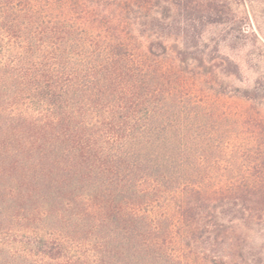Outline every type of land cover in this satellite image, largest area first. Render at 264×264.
Masks as SVG:
<instances>
[{"label":"trees","instance_id":"16d2710c","mask_svg":"<svg viewBox=\"0 0 264 264\" xmlns=\"http://www.w3.org/2000/svg\"><path fill=\"white\" fill-rule=\"evenodd\" d=\"M180 6L0 0V264H264V153L216 173L264 151L259 89L179 96L209 83Z\"/></svg>","mask_w":264,"mask_h":264},{"label":"rangeland","instance_id":"374dc122","mask_svg":"<svg viewBox=\"0 0 264 264\" xmlns=\"http://www.w3.org/2000/svg\"><path fill=\"white\" fill-rule=\"evenodd\" d=\"M180 2L178 19L183 22L181 27L188 29L191 37H194L190 45H193L199 51V56L209 63L207 66L209 83L196 91L190 87L184 88L179 96L186 97L192 94L193 98L202 101L209 93L208 88H211L223 109L240 110L244 103L236 99L240 97L242 90L257 87L258 102L264 106V0H180ZM105 3L106 8L111 11L114 7L112 5L111 9V1ZM77 11L80 12L81 7ZM138 13L139 10L133 11V7L119 11L125 23L120 27L122 33L131 36L136 32L133 19L140 16ZM230 63L238 67V74L229 73ZM243 145L245 146H241L244 148L248 147L246 141ZM263 153L261 149H254L251 153L241 151L237 154H231L226 150L221 157L222 160L220 159V170L216 173L219 176H235L239 173L234 170L235 161L246 166L251 161L262 158ZM259 234L257 235L259 241H264V231ZM89 249L87 246L81 253L84 255ZM15 253L22 256L20 251ZM17 260L20 262V257Z\"/></svg>","mask_w":264,"mask_h":264}]
</instances>
